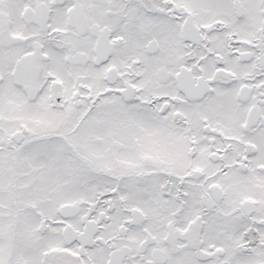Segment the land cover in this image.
Returning a JSON list of instances; mask_svg holds the SVG:
<instances>
[{"label": "snow or ice", "instance_id": "snow-or-ice-1", "mask_svg": "<svg viewBox=\"0 0 264 264\" xmlns=\"http://www.w3.org/2000/svg\"><path fill=\"white\" fill-rule=\"evenodd\" d=\"M0 264H264V0H0Z\"/></svg>", "mask_w": 264, "mask_h": 264}]
</instances>
